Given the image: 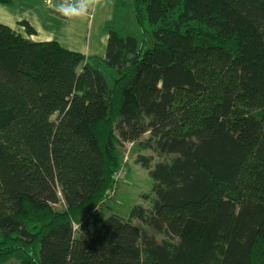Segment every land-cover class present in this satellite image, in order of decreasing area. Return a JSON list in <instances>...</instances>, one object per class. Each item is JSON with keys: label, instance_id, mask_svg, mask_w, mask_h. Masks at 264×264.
Segmentation results:
<instances>
[{"label": "trees", "instance_id": "obj_1", "mask_svg": "<svg viewBox=\"0 0 264 264\" xmlns=\"http://www.w3.org/2000/svg\"><path fill=\"white\" fill-rule=\"evenodd\" d=\"M133 15L152 41L107 22L104 59L0 24V264H264V0ZM125 144L151 208L82 220Z\"/></svg>", "mask_w": 264, "mask_h": 264}, {"label": "crops", "instance_id": "obj_2", "mask_svg": "<svg viewBox=\"0 0 264 264\" xmlns=\"http://www.w3.org/2000/svg\"><path fill=\"white\" fill-rule=\"evenodd\" d=\"M117 1L75 0L71 8L64 0H9L0 3V24L32 42L54 41L86 57L104 59L108 42L104 26L116 20ZM23 23L34 34L29 35Z\"/></svg>", "mask_w": 264, "mask_h": 264}, {"label": "rangeland", "instance_id": "obj_3", "mask_svg": "<svg viewBox=\"0 0 264 264\" xmlns=\"http://www.w3.org/2000/svg\"><path fill=\"white\" fill-rule=\"evenodd\" d=\"M134 1L125 0L123 2L125 9L123 12H118L115 22L118 28L124 30V34L137 36L142 45L146 40L152 41L151 35L147 33V31L149 32L151 30V27L148 24L143 28L138 26L136 18L133 15ZM119 4L122 6V2ZM147 137L148 135L144 138ZM142 154L145 156H154L155 161L162 159L157 157L152 151L141 150L140 147L134 144L118 146L116 155L119 158V167L114 173L112 188L100 204L83 216L82 220L89 219L96 213H103L105 215L114 213L124 219H128L131 209L136 205L151 208V200L145 199V196L152 195L154 181L148 175V171L136 163L137 157ZM61 206L59 204L56 208L61 210ZM74 226L75 229H78L79 222L75 221ZM158 238L160 241L164 236L159 235Z\"/></svg>", "mask_w": 264, "mask_h": 264}, {"label": "built area", "instance_id": "obj_4", "mask_svg": "<svg viewBox=\"0 0 264 264\" xmlns=\"http://www.w3.org/2000/svg\"><path fill=\"white\" fill-rule=\"evenodd\" d=\"M64 4L66 7H75V0H64Z\"/></svg>", "mask_w": 264, "mask_h": 264}]
</instances>
